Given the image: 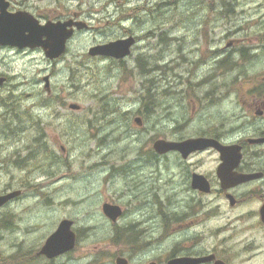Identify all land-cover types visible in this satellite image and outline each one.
Listing matches in <instances>:
<instances>
[{
	"label": "rangeland",
	"instance_id": "rangeland-1",
	"mask_svg": "<svg viewBox=\"0 0 264 264\" xmlns=\"http://www.w3.org/2000/svg\"><path fill=\"white\" fill-rule=\"evenodd\" d=\"M35 1L40 2L42 12L75 14L92 28L77 31L68 51L55 61L43 51L25 55L7 49L0 53V70L9 76L3 93L16 94L17 104L24 106L20 111L26 112L23 124L21 120L13 125L19 135L0 137V194L29 187L36 196L16 202L11 209L27 216L36 214L35 222L40 225L48 223L53 212L58 219L82 216L84 209L96 203L92 199L104 195L121 201L129 210L165 209L172 219L187 201L181 193L179 158L177 154L155 157L152 142L174 138V129L180 131L177 138L195 136L209 124L242 114L244 101L255 95L251 80L264 82V45L250 59L235 55L239 63L232 72L219 76L214 72L212 82L203 84L201 80L215 65L196 67L193 62L199 53L196 45L202 42L197 34L204 29L203 22L216 13L207 5L193 0ZM236 10L234 19L239 23L232 26L241 24L243 36L264 38V0H237ZM223 28L217 26L219 32ZM129 31L152 33L122 63L113 65L101 56L89 55L91 47ZM256 43L243 41L246 47ZM45 75H51V93L45 89ZM149 92L151 110L140 113L143 124L139 126L135 117ZM39 96L42 103L34 107ZM73 103L81 109L71 108ZM29 108L32 114L27 113ZM37 120L40 125L35 126ZM128 129L150 132H126ZM41 134L52 150V162L42 147L36 159H23L19 167V159L12 161L14 150L19 148L21 158L28 156ZM200 159L203 167L213 163L210 153ZM144 182L151 186L148 194L143 191ZM49 198L51 205L47 206ZM3 214L0 212V224ZM251 234L261 236L257 231L247 233ZM4 235L0 231V251L7 253L14 234L2 241Z\"/></svg>",
	"mask_w": 264,
	"mask_h": 264
},
{
	"label": "flooded vegetation",
	"instance_id": "flooded-vegetation-1",
	"mask_svg": "<svg viewBox=\"0 0 264 264\" xmlns=\"http://www.w3.org/2000/svg\"><path fill=\"white\" fill-rule=\"evenodd\" d=\"M193 2L198 5H207L209 10L216 12L214 18L208 17V20L202 21L204 29L197 34L202 42L196 45L199 53L193 65L196 67L203 64L215 65L209 70V76L201 80L203 84L212 82L214 72L218 76L232 72L239 63L234 58L235 55L240 54L244 58L243 51L254 55L263 48L264 38L259 35L258 37L243 36L241 24L232 26L234 23H239L234 19L238 14L237 0H219V2L193 0ZM1 4L5 6L4 9ZM144 9L146 10V7ZM1 14H4L6 18L30 17L39 23L68 21L74 18L83 24V29L73 26L75 34L77 31L92 28L75 14L70 16L42 12L40 2L35 0H0ZM219 25H224L220 32L217 30ZM129 32L121 38L133 35L134 47L147 40L152 33L145 32L140 35ZM246 39L257 41V43L246 47L243 45ZM7 49L16 50L25 55L44 52L42 47L20 48L0 43V53ZM102 58L111 61L113 65L124 61V59L111 57ZM44 82L45 89L51 93V75H45ZM251 82L252 88H256L255 95L244 101L242 114H231L224 122L209 124L205 130L195 135L211 137L225 146L236 147V154L240 158L238 161L235 159L225 161L216 147L192 152L186 158L178 151L161 156V158H168L171 154L178 155V175L181 176L183 188L181 193L186 195L185 200H187L181 203L185 207L181 208L172 219L165 209L132 208L129 210L121 201L104 195L102 199H92L96 203L92 204L93 208L84 209L85 213L82 216H65L58 219L53 212V215L49 216L48 223L40 225L35 222L36 214L27 216L25 213H15L11 209L16 202H24L26 198L36 196L29 187L23 185L18 188L21 193L0 209V212L4 213L0 224V231L5 233L2 241H6L8 234H14V237L9 239L8 252L0 251V264H172V261H179V259H189V262L193 264H264V219L262 217L264 142L258 141L264 138V82L261 84L255 83L257 80H251ZM8 83V74L0 70V137L3 138L5 135L20 134V132H9L8 129L16 121L22 120V125L26 113L23 110L20 111V107L24 106L17 104L16 94L3 93ZM15 89H17L16 86H14ZM151 93L144 94L143 109L137 116H140L141 112L150 111L146 103H149L148 98L151 97ZM37 99L39 100L34 107L42 103L40 96ZM30 109L26 111L32 114ZM243 118H249V120L246 123L241 122ZM38 123L37 120L34 125H40ZM126 132L150 131L128 129ZM172 132H174V138L167 139H184L177 138L180 132L178 129ZM34 147L32 153L22 158L19 148H16L14 150L16 156L12 154V161L19 159L16 162L20 167L24 163L23 159H36L40 148L45 147V156L49 162H52L53 153L45 144L43 134L35 138ZM205 153H210L213 157V163L209 167H203L201 163L200 158ZM197 174L205 177L209 191L194 186V178ZM240 175H246L248 178L239 182ZM142 186L143 191L148 194V186L151 188L149 183L144 182ZM136 188L134 187V191ZM13 190L16 189H7L6 192ZM50 198L45 203L47 206L51 205ZM105 204L119 206L122 210L121 215L116 218L110 217L105 212ZM64 219L72 221L71 229L75 233V246L59 254L54 253V250L45 252L44 248L49 238L58 230L59 223ZM173 220H175L174 224ZM252 231H257L261 236L256 234L248 236L247 233Z\"/></svg>",
	"mask_w": 264,
	"mask_h": 264
},
{
	"label": "water",
	"instance_id": "water-1",
	"mask_svg": "<svg viewBox=\"0 0 264 264\" xmlns=\"http://www.w3.org/2000/svg\"><path fill=\"white\" fill-rule=\"evenodd\" d=\"M2 6V4H1ZM4 5L2 8L4 9ZM4 14L0 15V43L18 46L20 48L25 47H42L45 55L54 60L67 51L68 41L73 37L75 30L71 28L74 24L78 28L82 29V22H75L73 19L69 21H49L45 24L39 23L35 19L26 17H4ZM135 43L134 37L130 36L123 39L111 41L106 44H99L93 46L89 50V54L92 56H111L117 59L124 58L131 54L132 47ZM47 79V77H45ZM73 109H80V105L73 103L70 105ZM135 121L141 125L142 119L136 117ZM260 142H264V138L258 139ZM154 150L158 154H166L170 151H178L183 157H188L192 152L204 150L209 147H216L222 154V158L227 161L228 159H240L237 156V149L234 146H225L218 140L211 137H192L180 141L167 140L160 138L154 141ZM248 176L240 175V181L246 180ZM194 186L200 187L204 191H209L205 177L201 174L195 175ZM21 192L11 191L6 194H0V208L8 203L10 200L17 197ZM105 212L112 218H116L121 215L122 210L117 205L105 204ZM262 217L264 219V206L262 208ZM72 221L69 219L63 220L58 230L49 238L44 251L49 253L50 250H54V253H62L68 249H72L75 246V233L71 229ZM57 251V252H56ZM189 259H179V261H172V264H191ZM193 264V263H192Z\"/></svg>",
	"mask_w": 264,
	"mask_h": 264
},
{
	"label": "trees",
	"instance_id": "trees-1",
	"mask_svg": "<svg viewBox=\"0 0 264 264\" xmlns=\"http://www.w3.org/2000/svg\"><path fill=\"white\" fill-rule=\"evenodd\" d=\"M243 53H244V58H246V59H250L251 56H252V55H250L249 53H247V51H246V52L243 51ZM235 64H236V63H235ZM235 64H234V65H235ZM149 100L152 101L150 98H149ZM146 105H149V106H150L149 103H146ZM151 105H153V104H151ZM150 107H151V106H150ZM110 121H111V124H113L114 121H113L112 119H110ZM153 155H154L155 157H157L155 152H153Z\"/></svg>",
	"mask_w": 264,
	"mask_h": 264
},
{
	"label": "bare ground",
	"instance_id": "bare-ground-1",
	"mask_svg": "<svg viewBox=\"0 0 264 264\" xmlns=\"http://www.w3.org/2000/svg\"><path fill=\"white\" fill-rule=\"evenodd\" d=\"M100 164V163H99ZM100 167V166H99Z\"/></svg>",
	"mask_w": 264,
	"mask_h": 264
}]
</instances>
